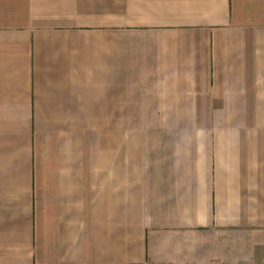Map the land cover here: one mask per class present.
Here are the masks:
<instances>
[{"label":"crops","instance_id":"1","mask_svg":"<svg viewBox=\"0 0 264 264\" xmlns=\"http://www.w3.org/2000/svg\"><path fill=\"white\" fill-rule=\"evenodd\" d=\"M264 260V0H0V264Z\"/></svg>","mask_w":264,"mask_h":264},{"label":"rangeland","instance_id":"2","mask_svg":"<svg viewBox=\"0 0 264 264\" xmlns=\"http://www.w3.org/2000/svg\"><path fill=\"white\" fill-rule=\"evenodd\" d=\"M259 264H264V260H261V262Z\"/></svg>","mask_w":264,"mask_h":264}]
</instances>
